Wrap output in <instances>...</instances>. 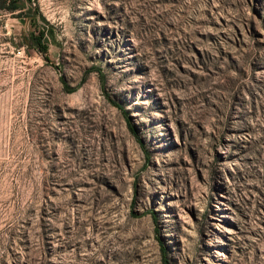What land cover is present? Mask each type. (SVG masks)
I'll return each mask as SVG.
<instances>
[{"label":"rangeland","instance_id":"1","mask_svg":"<svg viewBox=\"0 0 264 264\" xmlns=\"http://www.w3.org/2000/svg\"><path fill=\"white\" fill-rule=\"evenodd\" d=\"M164 259L264 264V0L0 1V264Z\"/></svg>","mask_w":264,"mask_h":264},{"label":"trees","instance_id":"2","mask_svg":"<svg viewBox=\"0 0 264 264\" xmlns=\"http://www.w3.org/2000/svg\"><path fill=\"white\" fill-rule=\"evenodd\" d=\"M0 1L3 2V3L6 2V0H0ZM7 10H8L10 13H14V12H16V11L19 10V7L16 5V3H15L14 1H10V5H9V8H8ZM32 40H37V38L34 37V39H32ZM35 44H36V45H34V44L32 43L31 46H30L29 48L39 51V52L42 54L43 58L46 60V58H45V55H46V53H47V48H46V46H45V45H42L40 42H39V43H35ZM61 83H62V85H63L64 90H65L67 93H68V92H72V89H70V88L68 87V85L66 84V82H65L63 79H61ZM164 255H165V254H164ZM163 257H164V256H163ZM164 264H168L167 261H166L165 259H164Z\"/></svg>","mask_w":264,"mask_h":264}]
</instances>
